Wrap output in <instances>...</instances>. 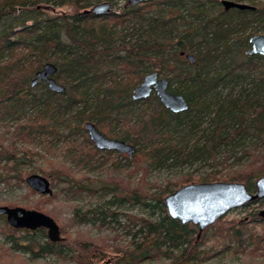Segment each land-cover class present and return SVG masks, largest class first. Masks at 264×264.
Returning <instances> with one entry per match:
<instances>
[{
    "label": "trees",
    "instance_id": "trees-1",
    "mask_svg": "<svg viewBox=\"0 0 264 264\" xmlns=\"http://www.w3.org/2000/svg\"><path fill=\"white\" fill-rule=\"evenodd\" d=\"M233 1L253 9L225 11L221 0H127L125 5L119 0H0V182L24 184L22 168L39 154L18 149L17 143L42 135V127L53 125L44 132L62 141L61 158L73 167L87 169L94 155L114 153L94 147L83 128L87 121L100 133L132 144L133 157H124L122 164L137 166L141 173L178 161L198 160L212 168L206 177L186 174L163 187L153 184L152 193L143 189L148 186L141 185L143 178L130 190L119 181L105 182L101 202L73 209V225H104L123 216L122 240L51 242L45 229H14L0 216L9 245L0 247V264H8L3 261L8 251L32 262L53 255L72 257L77 264H204L213 253L204 248L208 232L222 236V250L251 239L252 233L247 237L242 230L244 223L221 219L199 234L197 227L170 218L163 203L176 187L194 182H242L254 192L255 180L264 174V58L246 53L249 38L264 34V0ZM100 2L110 3L112 10L85 13ZM47 5H70L73 13L49 17L43 12ZM181 53L193 55L194 61ZM46 63L55 65L53 78L63 92L49 91L44 81L31 86ZM153 71L167 80L169 92L185 98V111H169L154 93L131 99L132 89ZM27 111H37V125L29 122L26 129L19 123L10 132L7 115L18 112L21 120ZM36 169L62 183L68 195L96 194L88 179H77L70 168ZM125 203L143 214L125 215L119 209ZM18 231L25 234L22 241L15 238ZM255 240L258 248L264 234Z\"/></svg>",
    "mask_w": 264,
    "mask_h": 264
},
{
    "label": "rangeland",
    "instance_id": "rangeland-1",
    "mask_svg": "<svg viewBox=\"0 0 264 264\" xmlns=\"http://www.w3.org/2000/svg\"><path fill=\"white\" fill-rule=\"evenodd\" d=\"M129 1V3L131 4H139L144 0H140L135 3H132L131 0ZM245 3L249 4L247 2ZM119 4L125 5L128 3L127 0H119ZM47 6L49 7L44 8L43 12L49 17L73 13V8L70 5L60 7H55L52 5ZM36 112L37 111H27L24 114L22 113L21 120L16 119L18 112H12L11 114L7 115L4 121H6V123L9 125L10 132H13L15 129L14 127L17 126L19 123L25 124V128L28 129L29 127H27L28 125L26 124L29 122H33L35 125H37L39 118L35 120ZM52 127L53 125L48 127H42V135H37L35 138L33 137V135H31L27 140L17 143L18 149L25 147L39 154V156L34 157V161L31 164L23 166L22 169L26 173L24 179L27 176V173L42 175L39 173V171H37L36 168L48 170H51L52 168V171L55 170V168H62L63 170L70 168L72 170L73 175L77 179L82 177L87 178L88 181L86 180L85 183L89 184V188L93 190L97 189L95 190L96 194L88 195L87 193H82L81 195H68L67 191H63L65 187L62 186V183L56 184L55 182L50 181L49 178L48 179L52 189L51 195H38L35 192L31 193V191H29L30 188H28L25 182L22 186H15L12 181H10L11 184L9 185L4 182H0V205H5V202L8 201H15L16 203L9 207L18 206L25 209L36 210L48 216L51 215L50 217L57 223L59 227L61 240L112 241V239H115L114 237L116 236H120V239L122 240V237H124L125 232L123 228V216L122 218L120 216L118 222L111 221L110 223L104 225L97 223L73 225V223H71L72 221L70 220L74 208H80L84 210L89 207L92 208L94 205L101 202L98 198L100 197L101 193L100 188L103 186L100 185L107 184L105 182L114 183L119 181L121 186L130 190L136 185H138L139 179L143 178L141 185H148L142 186L143 189L147 187L149 188V192L152 193L155 191V189L153 188L154 186H151L153 184L160 185L159 187H163L162 185L165 182L170 180H179V177L182 175L192 174L194 176L202 178L206 177L207 174L212 172V168L210 166L202 165L199 163L198 160H196L193 161L191 164H181L178 161L174 165H165L164 167L153 166L152 168L150 167V169H147V172L144 171L143 173L145 174H143L141 173V169L140 171H138L139 168L137 166L133 168V165L126 166L122 164L123 158L127 157V155L118 153L116 151H113L114 153H111L109 155H94L89 160L91 164H89V162L88 165L86 164L87 169L73 167L71 163H69L67 160L64 161V159L61 158L63 154L62 150L65 147L63 146L62 141H59L57 139L54 140L50 137L51 134L44 132L46 130H53L54 128ZM102 134L108 138H112L105 135L104 133ZM79 139L82 141L81 138ZM143 163L146 164L145 162ZM217 170H220V168L218 167ZM44 177L47 178V176ZM53 183H55L56 186H52ZM179 187L180 186L176 187L175 190ZM261 200H263V202L255 204L251 203L249 205H244L240 208L232 209L227 212L222 218H220L221 220H225L228 223H231L233 221L244 223L245 225L242 226V230L245 231V236L247 237H249V234L252 233L251 239H246L243 245L239 246L238 248H235L234 245H232L230 249L222 250V248H220L222 244V236L212 235L210 232H208L207 238H205L206 245L204 246V248L210 249L211 251H213V253L204 264H264V241L258 248L255 244V242H257V240H255V237H259L260 235L264 234V221L261 220L257 214L260 209L264 208V198H262ZM35 207H38L39 209L37 210ZM119 209L122 210L125 215L143 214L142 209L131 203H125L123 206H120ZM48 212H51V214H48ZM106 221L109 222V219L107 218ZM191 225L195 226L193 224ZM6 235L7 231L4 229H0V247L4 248L5 250L9 246L5 242ZM24 235L25 234L22 231H18L17 233H15V238L22 241ZM33 237L36 238L37 235L35 234ZM121 240H119L118 238L119 242ZM251 241L252 243L249 246V242ZM252 248H255L253 253ZM3 261L7 262L8 264H77L76 260L72 257L63 260L58 259L53 255L42 257L37 259V261L32 262L28 261L27 255H22L20 253L12 251H8L4 254ZM105 262L106 260L100 263H96V261H93V263L95 264H105ZM151 264H161V261L152 260Z\"/></svg>",
    "mask_w": 264,
    "mask_h": 264
},
{
    "label": "water",
    "instance_id": "water-1",
    "mask_svg": "<svg viewBox=\"0 0 264 264\" xmlns=\"http://www.w3.org/2000/svg\"><path fill=\"white\" fill-rule=\"evenodd\" d=\"M140 0H135L133 3ZM225 11L236 9H253L246 3L221 0ZM111 10V4L100 2L92 6L85 13L103 15ZM250 48L247 54L259 55L264 58V34H256L249 38ZM189 62L194 61V56L184 54ZM56 72L55 65L46 63L36 72L35 78L31 81L34 86L39 81L46 83L49 91L61 93L64 87L56 82L53 74ZM154 93L161 104L173 113L185 111L188 107L185 98L167 90V80L160 77L157 72L143 76L141 82L131 91L132 100H143ZM89 141L98 150H111L126 154L131 158L135 147L119 139L108 138L100 133L95 125L87 121L83 124ZM25 184L38 195H51L52 189L49 179L39 174H29L24 179ZM254 192L248 191L242 182H200L188 183L180 186L172 193L166 195L163 203L168 216L180 222V224H193L197 227L199 234L208 226L214 224L232 209L240 208L253 201L264 198V174L255 180ZM260 219L264 220V208L258 211ZM0 216H4L6 223L14 229L35 230L45 229L46 236L51 242L61 240L60 230L57 223L48 215L22 207H9L0 205ZM198 234V236H199Z\"/></svg>",
    "mask_w": 264,
    "mask_h": 264
},
{
    "label": "flooded vegetation",
    "instance_id": "flooded-vegetation-1",
    "mask_svg": "<svg viewBox=\"0 0 264 264\" xmlns=\"http://www.w3.org/2000/svg\"><path fill=\"white\" fill-rule=\"evenodd\" d=\"M135 0H131V2L133 3Z\"/></svg>",
    "mask_w": 264,
    "mask_h": 264
}]
</instances>
